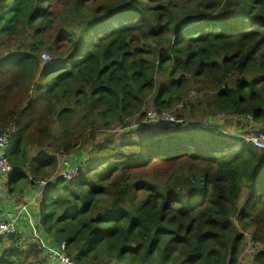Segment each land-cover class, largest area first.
Wrapping results in <instances>:
<instances>
[{
  "label": "trees",
  "instance_id": "1",
  "mask_svg": "<svg viewBox=\"0 0 264 264\" xmlns=\"http://www.w3.org/2000/svg\"><path fill=\"white\" fill-rule=\"evenodd\" d=\"M192 86L208 118L264 125V0H0L8 192L51 179L58 161L42 151H78L77 164L93 147L40 201L45 244L78 264H239V228L264 244V152L251 142L193 125L93 145L124 117L143 120L150 98L163 114ZM0 264L51 263L20 229L0 238Z\"/></svg>",
  "mask_w": 264,
  "mask_h": 264
},
{
  "label": "rangeland",
  "instance_id": "2",
  "mask_svg": "<svg viewBox=\"0 0 264 264\" xmlns=\"http://www.w3.org/2000/svg\"><path fill=\"white\" fill-rule=\"evenodd\" d=\"M24 40H27V38H25ZM5 53L6 52H4V54ZM249 77L252 78L251 80H254L255 78V76H251V75H249ZM155 79L158 85L156 91H158V88L161 87L162 84L164 83L165 77L164 75L157 73L155 76ZM232 85H234L233 81H232ZM152 100H153V97L147 101V106L144 108L145 109L144 111L147 114L150 113L151 111L157 112L152 107ZM207 102H208V98L206 97V95L202 94L195 87L192 86L188 89L187 93L184 96V100L182 102L175 105L172 108V110L168 112L163 111L162 113L169 114L172 117L177 118V119H182L184 121V125H183L184 127H187L190 125H194V127H203L206 129L211 128V127H218L222 129L224 132H226V134L235 135L237 137H242L244 139L248 138L250 141H252L251 139H253L257 135L264 134V125L262 123L256 122L254 119L251 120L249 118H242V117H237V116L226 117L224 115L214 113L213 111H210V114L212 116L208 118L207 116L209 114L203 115V112L208 113V109H206ZM178 114H183L184 117H179ZM135 117H138V114ZM135 117L133 118L124 117V119H126L125 127L121 126V124H118L115 126L113 130H110L109 133H100L101 135L98 136L96 143L93 145L102 144L103 142H105L106 138H108V135H111L113 137L124 135L127 127H132L135 125V123H139L138 120H135ZM213 119H216V120L213 122ZM122 125H124V123H122ZM140 125L141 126H138L133 129L135 133H138L140 135L151 134L155 132L157 129V127H152L154 125H151V124H146V125L140 124ZM56 128H59V126H57ZM81 150H82L81 154L84 153V157L79 160L80 163L76 164L74 163V160H73V159H76L77 155H80L78 151L73 150L70 154L67 155L69 156V161L71 162L72 167L73 166L77 167L79 165L81 166L83 165V167H85V163L89 159L88 156L90 155L91 151L93 152V147H90L89 149H85V150L81 149ZM39 152L40 150H32L30 151L29 155L30 157L32 156L35 157L37 156ZM43 152L55 156V158L58 161V168L51 176V179L54 176H59V174L62 172V169L59 166V159L65 153L62 152L59 154V152L58 153L56 152L57 154H54L52 150L42 151V153ZM84 161L85 163L83 164ZM46 187L47 186H42V182L38 183L35 187L37 189L33 190L31 193L27 192L21 198L20 197L14 198L13 201L16 203L17 206L19 205L17 208V211H20V208L25 205H27L29 209L32 211L33 210L39 211L40 201L42 197L44 196L47 188H49V187L47 188ZM19 188L20 187L17 185L15 189L16 193L18 192ZM235 223L237 224L236 220H235ZM238 230L245 237L244 244H243V247L240 253L239 264H262L258 262L257 257L258 255H261L262 253H264V244L256 241L253 230L243 231L240 228ZM252 241L259 243L258 247H253L251 245Z\"/></svg>",
  "mask_w": 264,
  "mask_h": 264
},
{
  "label": "built area",
  "instance_id": "3",
  "mask_svg": "<svg viewBox=\"0 0 264 264\" xmlns=\"http://www.w3.org/2000/svg\"><path fill=\"white\" fill-rule=\"evenodd\" d=\"M48 54H43L42 59L45 61L49 60ZM225 116V115H224ZM253 120L252 117H248ZM140 124H151L154 126H168L172 129H177L179 127H184V121L182 119H177L172 117L169 114H159L155 111H151L150 113H146V116L143 120H139V123H135L134 126L130 127L131 131L134 128L141 126ZM188 128H192L193 126H187ZM247 142H252L255 148L264 152V134H259L250 141L248 138H245ZM11 147V137L10 134L4 133L0 134V174L4 175H12L15 173V168L10 164L8 158V150ZM59 166L62 169V172L59 176H54L51 180L42 182V186H48L53 180H57L59 177L71 181L76 176L78 169H72V164L69 161V156L67 154H63L59 159ZM23 218L28 219L29 221H33L34 217L31 213V210L27 205L21 207L18 213L8 214L5 218L0 219V238L7 237L10 235L16 234L21 229V220ZM237 221V218L235 219ZM32 235L34 238L38 239L42 243L43 248L45 249V253L49 263L51 264H77L74 260H72L65 252V245L62 248L58 247H49L45 244V241L42 237L36 233L35 229H32ZM245 238V237H244ZM251 245L253 247H258L259 243L252 241ZM259 256V255H258Z\"/></svg>",
  "mask_w": 264,
  "mask_h": 264
},
{
  "label": "crops",
  "instance_id": "4",
  "mask_svg": "<svg viewBox=\"0 0 264 264\" xmlns=\"http://www.w3.org/2000/svg\"><path fill=\"white\" fill-rule=\"evenodd\" d=\"M10 178L11 176L9 175L0 174V219L5 218L8 214H14L16 212H19L17 211L19 205L18 206L16 205V203L13 201L14 196H12L8 192V185L10 183L9 182ZM33 190L35 189H28V192L31 193ZM31 213L34 217V220L31 222L28 219L23 218L21 220V229L24 230V233L27 234L28 237H33L32 229H35L36 233H38L39 236L44 237L45 239H48V241H50L47 234L40 225L39 211L31 210Z\"/></svg>",
  "mask_w": 264,
  "mask_h": 264
},
{
  "label": "clouds",
  "instance_id": "5",
  "mask_svg": "<svg viewBox=\"0 0 264 264\" xmlns=\"http://www.w3.org/2000/svg\"><path fill=\"white\" fill-rule=\"evenodd\" d=\"M222 115H223V114H222ZM225 116H226V115H225ZM226 117H229V116H226ZM215 120H216V119H213V122H214ZM192 126H193V125H192ZM179 128H180V127H179ZM183 128L192 129L193 127H192V128L183 127ZM211 128H217V129H220V128H218V127H211ZM177 129H178V128H177ZM208 129H210V128H208ZM15 170H16V169H15ZM13 174H14V173H13ZM13 174H12V175H13ZM9 176H11V175H9ZM53 181H54V180H53ZM67 181H68V180H67ZM41 182H45V181H41ZM41 182H39V183H41ZM51 183H52V182H51ZM51 183H50V184H51ZM50 184H49V185H50ZM49 185H48L47 187H49ZM47 187H46V188H47ZM20 209H21V208H20ZM16 213H18V212H16ZM63 245H65V244H63ZM63 245H62V246H63ZM65 249H66V245H65ZM77 264H78V263H77Z\"/></svg>",
  "mask_w": 264,
  "mask_h": 264
}]
</instances>
